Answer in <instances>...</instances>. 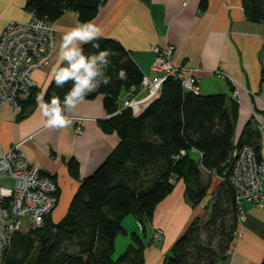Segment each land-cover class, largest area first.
Instances as JSON below:
<instances>
[{
    "label": "trees",
    "instance_id": "trees-1",
    "mask_svg": "<svg viewBox=\"0 0 264 264\" xmlns=\"http://www.w3.org/2000/svg\"><path fill=\"white\" fill-rule=\"evenodd\" d=\"M105 0H26L25 9L36 17L55 22L65 12L77 13L79 23L91 21ZM206 0H202L204 8ZM246 18L264 25V0H242ZM101 49L117 53L111 57L106 75L108 86L101 85L103 108L108 116L99 121L104 132H115L117 145L87 177L80 179L66 213L54 222L49 214L41 227L17 231L2 264H144V242L136 233L132 244L113 259L115 239L124 232L123 219L133 215L142 230L153 217L157 204L182 179L189 201L198 204L206 195L209 181L202 171L222 177L214 192L206 220L195 218L176 239L163 264H215L225 258L237 231L239 208L228 176L232 152L249 145L261 155L258 129L246 127L234 143L237 104L227 105L224 94H192L171 76L141 110L122 108L120 97L138 87L142 73L118 41L101 38ZM85 54L98 51L83 45ZM125 61L121 63V61ZM125 70V78L119 71ZM72 87L69 81L57 87L51 79L43 96L59 97L61 104ZM40 90L34 87L22 103L21 115L36 104ZM93 94L88 97H92ZM198 156V157H196ZM73 177L78 176L75 159L67 163ZM260 264H264V257Z\"/></svg>",
    "mask_w": 264,
    "mask_h": 264
},
{
    "label": "crops",
    "instance_id": "crops-1",
    "mask_svg": "<svg viewBox=\"0 0 264 264\" xmlns=\"http://www.w3.org/2000/svg\"><path fill=\"white\" fill-rule=\"evenodd\" d=\"M105 0L91 20L101 30L102 38L118 41L129 51L142 75L149 79L163 76L153 71V45L173 47L172 63L191 67L202 95L224 94L227 105L237 104L233 140L236 143L246 127L258 129L261 155L264 156V65L260 52L264 46V25L249 21L242 0ZM26 0H0V33L6 21H26L30 12ZM79 24L77 13L65 12L54 22L57 28L56 48L50 62L32 73L36 87L44 94L57 64V53L63 34ZM97 89L88 93L66 115L72 120L67 128L51 129L38 110L37 103L27 114L10 105L0 106V151L22 141L21 149L43 174L52 177L59 201L51 214L54 222L61 219L74 195L79 180L90 175L118 143L115 132H104L99 121L108 116L103 108V95ZM93 94L92 97H88ZM126 93L120 97L122 103ZM81 126L80 133L75 132ZM198 157V156H196ZM75 159L78 176L73 177L67 163ZM209 188L204 198L193 204L186 196L185 183L175 181L173 190L161 200L152 220L142 230L140 224L126 216L124 232L117 236L113 254H122L132 244L136 233L144 242V264H163L176 239L192 220H206L220 178L202 171ZM244 221L238 225L239 237L225 258L215 264H260L264 257V208L244 203ZM155 229L163 238H153ZM131 231V232H130ZM233 240V241H234ZM118 255V256H119ZM117 256V257H118ZM116 257V258H117Z\"/></svg>",
    "mask_w": 264,
    "mask_h": 264
},
{
    "label": "built area",
    "instance_id": "built-area-1",
    "mask_svg": "<svg viewBox=\"0 0 264 264\" xmlns=\"http://www.w3.org/2000/svg\"><path fill=\"white\" fill-rule=\"evenodd\" d=\"M187 0L183 1L186 4ZM57 28L53 22L36 17L30 12L26 21H6L0 33V106L10 105L21 111L36 83L32 73L47 65L56 48ZM151 69L163 76L149 79L142 75L138 87H131L122 101V108L135 112L145 107L161 89L163 79L171 76L186 92L198 95L201 89L191 67L172 63L171 45H153ZM264 65V46L260 52ZM81 126L76 127L80 133ZM22 141L0 151V264L17 231L41 227L59 201L55 180L34 165L21 149ZM223 180L222 177H219ZM8 180L12 185H8ZM235 191L239 208L237 225L245 219L244 203L264 208V156L258 157L249 145L236 147L232 152V166L228 176ZM154 239L161 238L156 230ZM240 233L236 231L235 237ZM234 237V238H235ZM235 246L233 241L229 251ZM227 253V254H228Z\"/></svg>",
    "mask_w": 264,
    "mask_h": 264
},
{
    "label": "clouds",
    "instance_id": "clouds-1",
    "mask_svg": "<svg viewBox=\"0 0 264 264\" xmlns=\"http://www.w3.org/2000/svg\"><path fill=\"white\" fill-rule=\"evenodd\" d=\"M101 38V30L93 21L81 22L63 34L57 53V64L51 76L57 87H63L69 81L72 82V87L65 94L63 104L57 96L49 101H45L42 95L37 96V107L46 120V127H69L72 120L66 115V111L74 110L88 93L101 85L108 86L111 83L106 69L111 64V57L117 53L110 49H101L98 43ZM85 44H90L98 51L86 55L83 48ZM118 75L121 79L125 78V70L121 68Z\"/></svg>",
    "mask_w": 264,
    "mask_h": 264
},
{
    "label": "rangeland",
    "instance_id": "rangeland-1",
    "mask_svg": "<svg viewBox=\"0 0 264 264\" xmlns=\"http://www.w3.org/2000/svg\"><path fill=\"white\" fill-rule=\"evenodd\" d=\"M75 132H76V128H75ZM7 184L10 186V185H12V181L11 180H8V182H7ZM263 185H264V183H263ZM259 209H262V208H259ZM128 217H130V219L132 218L133 219V216L132 215H128ZM156 230H158V229H155V231ZM159 230H161V229H159ZM154 231V233H156ZM162 231V230H161ZM131 232V231H130ZM154 233H153V235H154ZM162 236H161V238H159V239H154V240H156V241H160L162 238H163V231H162V234H161ZM154 238V237H153ZM119 254H113L112 256H113V259H116V257L118 256Z\"/></svg>",
    "mask_w": 264,
    "mask_h": 264
}]
</instances>
